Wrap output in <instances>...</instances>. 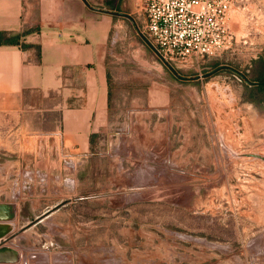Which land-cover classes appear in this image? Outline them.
Returning a JSON list of instances; mask_svg holds the SVG:
<instances>
[{
	"label": "rangeland",
	"instance_id": "374dc122",
	"mask_svg": "<svg viewBox=\"0 0 264 264\" xmlns=\"http://www.w3.org/2000/svg\"><path fill=\"white\" fill-rule=\"evenodd\" d=\"M114 19L112 122L89 149L61 134L0 146L12 233L65 203L14 244L27 264H264V90L230 70L204 77L229 65L264 79V0H233L232 43L188 65L155 53L142 13Z\"/></svg>",
	"mask_w": 264,
	"mask_h": 264
},
{
	"label": "crops",
	"instance_id": "0c3cea01",
	"mask_svg": "<svg viewBox=\"0 0 264 264\" xmlns=\"http://www.w3.org/2000/svg\"><path fill=\"white\" fill-rule=\"evenodd\" d=\"M86 2L0 0V33L27 44L0 45V146L7 147L9 133L33 134L48 145L61 134L63 145L87 151L91 136L112 122L107 50L114 18L141 14L142 0ZM41 159L49 165L55 156ZM18 237L0 247V264H27L13 242Z\"/></svg>",
	"mask_w": 264,
	"mask_h": 264
},
{
	"label": "built area",
	"instance_id": "2783aa9c",
	"mask_svg": "<svg viewBox=\"0 0 264 264\" xmlns=\"http://www.w3.org/2000/svg\"><path fill=\"white\" fill-rule=\"evenodd\" d=\"M233 0H142L141 33L166 63L188 65L230 45Z\"/></svg>",
	"mask_w": 264,
	"mask_h": 264
},
{
	"label": "water",
	"instance_id": "95a60500",
	"mask_svg": "<svg viewBox=\"0 0 264 264\" xmlns=\"http://www.w3.org/2000/svg\"><path fill=\"white\" fill-rule=\"evenodd\" d=\"M86 2V0H84ZM88 4V2H86ZM151 46V45H150ZM171 70L175 73V75L177 77H179L181 80H188V78L183 77L181 75L178 74V72L173 68L170 67ZM222 70H230L233 73H235L236 75L240 76L241 78L245 79L246 82L250 85V86H259L260 83L259 82H253L251 80H249V78L247 77V75L229 65H222L214 70H212L211 72H209L208 74H206L204 77L205 78H209L213 75H215L216 73L222 71ZM65 203L59 204L57 206H55L53 209L48 210L47 212H45L44 214H42L41 216H39L38 218H36L35 220H33L29 225H27L23 230L16 232L14 234L12 233V227L10 225H3L0 226V247H2L3 245H5L6 243H8L10 240L16 238L17 236H19L22 232H24L25 230L41 223L44 219H46L47 217H49L54 211L60 209L62 206H64Z\"/></svg>",
	"mask_w": 264,
	"mask_h": 264
},
{
	"label": "trees",
	"instance_id": "16d2710c",
	"mask_svg": "<svg viewBox=\"0 0 264 264\" xmlns=\"http://www.w3.org/2000/svg\"><path fill=\"white\" fill-rule=\"evenodd\" d=\"M28 32H25V35ZM20 36H7L6 33H0V45H20L22 48H26L27 44L20 43L19 40ZM260 81L264 82V79H261ZM257 90H264V83L263 86L257 87Z\"/></svg>",
	"mask_w": 264,
	"mask_h": 264
},
{
	"label": "flooded vegetation",
	"instance_id": "af4514ba",
	"mask_svg": "<svg viewBox=\"0 0 264 264\" xmlns=\"http://www.w3.org/2000/svg\"><path fill=\"white\" fill-rule=\"evenodd\" d=\"M259 83H260V85H259V86H257V87L263 86V83H264V82H262V81H259Z\"/></svg>",
	"mask_w": 264,
	"mask_h": 264
},
{
	"label": "bare ground",
	"instance_id": "6f19581e",
	"mask_svg": "<svg viewBox=\"0 0 264 264\" xmlns=\"http://www.w3.org/2000/svg\"><path fill=\"white\" fill-rule=\"evenodd\" d=\"M235 140V139H234ZM229 147V146H228ZM226 151V150H225Z\"/></svg>",
	"mask_w": 264,
	"mask_h": 264
}]
</instances>
